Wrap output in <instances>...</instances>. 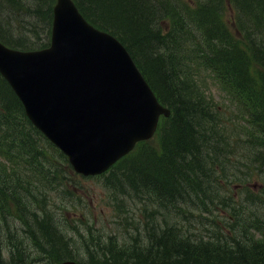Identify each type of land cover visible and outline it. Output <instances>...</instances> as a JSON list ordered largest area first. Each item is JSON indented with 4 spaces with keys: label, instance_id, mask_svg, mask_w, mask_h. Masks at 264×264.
Returning a JSON list of instances; mask_svg holds the SVG:
<instances>
[{
    "label": "trees",
    "instance_id": "1",
    "mask_svg": "<svg viewBox=\"0 0 264 264\" xmlns=\"http://www.w3.org/2000/svg\"><path fill=\"white\" fill-rule=\"evenodd\" d=\"M75 1L90 21L123 41L160 99L173 111L161 128V151L143 142L104 174L120 195L134 194L172 208L175 218L169 219L176 221L180 210H198L202 215L211 212L223 189L220 181L230 178L228 161L234 154L248 155L246 179L256 172L264 175V0ZM2 2L7 7L0 11L13 13L6 20L0 14L3 42L24 49L49 44L55 0H0V7ZM227 5L237 11L228 21ZM23 14L34 18L21 22L26 33L35 34L32 38L29 33H15ZM166 18L171 19L169 28L164 24ZM207 71L239 98V112L249 118L247 146L240 147L238 138L233 142L234 133L220 125L223 117L202 89ZM241 159L235 164L238 170ZM68 171L72 168L66 156L32 124L0 74V222L25 225L24 232L52 264L65 259L86 264L83 259L92 252L97 256L93 264H264V236L260 239L251 233V218L243 217V221L235 216L226 222L232 238L220 231L217 222V233L210 240L195 238L176 225L160 231L148 228L146 235L130 236L136 239L134 243L116 244L110 236L106 244H99L96 251L87 250L79 259L56 209L64 208L57 204L59 198L71 197ZM261 194L264 196V187ZM150 210H144L146 225L156 214ZM50 225L54 230L48 229ZM123 225L129 229V224ZM124 227L121 232H126ZM10 241L12 254L18 253L19 248L14 247L15 251L12 238ZM100 250L103 252L98 253ZM16 259L13 256L9 264L26 263L22 254Z\"/></svg>",
    "mask_w": 264,
    "mask_h": 264
},
{
    "label": "water",
    "instance_id": "2",
    "mask_svg": "<svg viewBox=\"0 0 264 264\" xmlns=\"http://www.w3.org/2000/svg\"><path fill=\"white\" fill-rule=\"evenodd\" d=\"M54 12L50 46L20 51L0 42V72L74 168L100 173L150 136L163 110L120 40L87 22L72 0H58Z\"/></svg>",
    "mask_w": 264,
    "mask_h": 264
},
{
    "label": "rangeland",
    "instance_id": "3",
    "mask_svg": "<svg viewBox=\"0 0 264 264\" xmlns=\"http://www.w3.org/2000/svg\"><path fill=\"white\" fill-rule=\"evenodd\" d=\"M249 3H252V1L250 0ZM4 7H7V4L2 2L0 8ZM0 14H2V20H5V17L8 18L7 15H12L13 13L7 12L4 14L0 11ZM232 15V9L227 7L225 20L228 21L231 19ZM22 19L27 22H32L31 20H34L33 17L28 16L27 14L20 16L14 27L17 35L20 33H26V30L22 28ZM12 21L15 22V18L12 19ZM170 22V18L165 19L164 24L166 28H169ZM27 32L30 34L29 38L34 37L35 34H32L29 31ZM209 76L210 74H207V78ZM206 87L207 96H215L214 100H210L212 101L214 109L219 111L221 113L220 115L223 117L221 124L232 126L234 128V133H240L237 134L240 135L237 138H244L245 134L239 129V127L243 128L246 125L245 120L242 117L232 120L228 119L232 117L230 112H232L233 109L236 110L229 101V95L221 90L217 81L213 79L207 81ZM243 142L244 141H240V144H244ZM242 156V153H236L230 158V161H228L230 164V178L221 181L223 189L220 192L219 202L212 204L211 212L206 213L208 214V218H210L209 220H207L198 210L187 212L188 217L182 212V216L178 217L177 220L182 224L190 225L191 222L196 223L197 217H202L204 220L208 221L205 228L210 232L213 231L214 227H217L215 222L221 224L222 230L225 231V226L228 225L226 222H230L229 220L232 219L235 214L234 207L237 208L238 217L242 216L243 211H240V209L244 206L257 211L261 218L264 217V208L262 207L264 206V196L261 194L263 180L258 172L254 173L250 179H246L248 176L244 175V171L248 166L242 165L243 172L236 170L235 164H239ZM68 176L70 177L69 186L73 189L71 193H69L71 197L59 198V200H57V204L62 205L64 208H58L55 205L54 207L59 210L58 215L62 218L66 233L71 235L70 240L73 244L71 246L73 251L78 254L77 257L79 259L84 258L87 250L96 251L95 249L99 244H106V239L110 237V235L112 236L110 239L116 243L128 244L135 242L136 239L133 240L130 236L134 235L135 232L140 234L136 228H138L139 231H142L137 225V223L142 224L144 222V218L141 217V214H143L141 210H150L154 206V202H150L146 198L134 201L135 196L130 193L129 196H124L125 194L120 195L112 186L110 187L106 185V182L104 181L105 177H83L80 174L75 173L73 170L68 171ZM245 186L249 188V191H246ZM247 194L248 197H246ZM224 201L229 202V205ZM135 211L137 214L134 216ZM161 216L162 215L158 216V221H162L161 223L164 224V219H162L163 216ZM169 217L172 219L175 218L171 213H169L168 218ZM125 221L130 222L129 225L127 224L129 229L124 227L123 224ZM51 226L52 225L48 227L49 230ZM122 227H124L126 232H121V230H123ZM9 228L11 231L7 232ZM25 228L26 226L19 222L12 221L7 223L6 221L1 220L0 236H2V238H0V258H8L9 252L12 250L10 247V238H12L13 249L16 246L18 247L21 245L22 248L25 247L26 250L30 251L28 255L31 256H28V260L26 259L25 264H52L48 258L42 255L41 249L33 244L34 242L31 241L28 235L24 231L23 233L20 232V229L24 230ZM89 229L95 231L96 237L101 236L99 235L101 233L104 234V236L99 237V240H95L87 234ZM192 230L197 231L195 229ZM118 232L122 234L120 237L118 236ZM1 244H3L2 247ZM14 250L16 251V248ZM26 250L23 249L21 254H25ZM36 254L42 256L41 261H39V259L35 262L31 261L33 255L35 256Z\"/></svg>",
    "mask_w": 264,
    "mask_h": 264
},
{
    "label": "bare ground",
    "instance_id": "4",
    "mask_svg": "<svg viewBox=\"0 0 264 264\" xmlns=\"http://www.w3.org/2000/svg\"><path fill=\"white\" fill-rule=\"evenodd\" d=\"M85 4V3H84ZM5 13V12H4ZM111 13V12H110ZM19 14V13H18ZM95 14V13H94ZM12 16V15H11ZM18 16H20V15H18ZM113 16V15H112ZM118 19V18H117ZM6 20V19H5ZM4 22V21H3ZM6 22V21H5ZM20 22V21H19ZM120 22V21H119ZM121 24V23H120ZM109 25V24H108ZM112 25V24H111ZM23 28V27H22ZM3 34V33H2ZM5 35V34H4ZM151 38V37H150ZM154 38V37H153ZM221 38V37H220ZM158 39V38H157ZM168 39V38H167ZM164 40H165V38H164ZM129 41V40H128ZM153 42V41H152ZM169 43V42H168ZM150 45H151V43H150ZM169 46V45H168ZM157 47V46H156ZM171 47V46H170ZM168 49V48H167ZM180 49V48H179ZM177 50V49H176ZM150 51V50H149ZM168 52V51H167ZM165 53V52H164ZM150 54V53H149ZM173 55V54H172ZM154 56V55H153ZM141 57V56H140ZM260 59V58H259ZM195 67H196V65H195ZM210 74V76L207 78V74L205 75V78H206V82L208 81V80H210V79H213L212 77H211V75L212 74H214V73H209ZM215 76V75H214ZM214 80V79H213ZM207 84V83H206ZM232 97L237 101V99H239L235 94H232ZM201 149V148H200ZM203 150V149H202ZM259 150V149H258ZM260 150H261V148H260ZM261 152V151H260ZM198 153V152H197ZM239 153H242L243 154V159H241V163H240V167H239V170L238 169H236L237 171H241V172H243L244 170H243V168H242V165H244V166H247L246 165V163H247V159H246V156H248L246 153H243V152H239ZM263 153V152H262ZM201 156V155H200ZM163 159V158H162ZM247 168H246V170L244 171V175L246 176V173H247ZM52 173V172H51ZM261 178H262V180L264 179V175L263 176H261ZM12 180V179H11ZM14 180V179H13ZM18 182V181H17ZM13 183V182H12ZM16 183V182H15ZM27 183V182H26ZM209 184V183H208ZM33 186V185H32ZM263 187H264V183H263ZM262 187V188H263ZM219 190V189H218ZM24 191V190H23ZM135 192V191H134ZM136 192H138V191H136ZM213 193V192H212ZM3 194V193H2ZM21 195V194H20ZM134 195V194H133ZM141 195V194H140ZM203 195V194H202ZM6 196V195H5ZM25 196V195H24ZM135 197H136V195H134ZM143 196V195H142ZM22 197V196H21ZM131 197H132V195H131ZM6 200V199H5ZM212 201V200H211ZM31 203V202H30ZM228 203V202H227ZM157 204V203H156ZM207 204V203H206ZM158 205H159V203H158ZM131 206V205H130ZM160 206V207H159ZM159 206H157V205H154L152 208H151V212L154 210V211H156V214L153 216V220L151 221V219H150V224L149 225H146L145 224V222H146V219H147V215H146V211H144V210H141V211H143L142 213L143 214H141V217H143L144 218V222L142 223V224H138L137 223V225L141 228V230L142 231H139V229L138 228H136L137 229V231L138 232H140V234L139 233H137V232H135V234H137V235H146V231L148 230V228H157L159 231L160 230H163L164 228H165V226H178V227H182V228H184V229H186V231H187V234H191L193 237H195V238H200V237H204L205 239H211L217 232H212V231H205V228H204V226L207 224V220H209L210 218H208V214H203V216H205V218L207 219V220H204L202 217H197L196 218V223L195 222H191V224L190 225H186V224H182L180 221H178V220H176V221H171L169 218H168V216H169V213H172L173 212V209L172 208H163L161 205H159ZM122 207V206H121ZM264 208V207H263ZM186 209V208H185ZM153 211V212H154ZM169 212V213H168ZM183 211L182 210H180L179 212L177 211V213H182ZM186 213H185V215L187 216V212L188 211H185ZM191 212V211H190ZM86 213V212H85ZM203 213V212H202ZM262 213V212H261ZM137 214V212L135 211V214H134V216ZM150 214V213H149ZM159 215H162L163 216V218L162 219H164V224H162L160 221H158V216ZM161 216V217H162ZM182 216V215H181ZM167 217V218H166ZM188 217V216H187ZM236 217V216H235ZM61 220V219H60ZM202 220H204V222H202ZM129 221H130V219H129ZM127 222V221H125L124 222V224H129L130 222ZM35 222V221H34ZM78 222V221H77ZM232 222V221H231ZM29 223V222H28ZM33 223V222H32ZM233 223V222H232ZM232 223H230V224H232ZM241 223V222H240ZM35 224H36V222H35ZM28 225H30V224H28ZM56 226L57 225H55V228H56ZM32 227V226H31ZM54 227L53 226H51L50 227V229H51V231H52V229H53ZM58 228V227H57ZM192 229H195V230H197V231H193ZM54 230V229H53ZM61 230V229H60ZM165 230V229H164ZM233 230V229H232ZM245 230V229H244ZM11 231V229L9 228L8 230H7V232H10ZM23 231L24 230H21L20 229V232L21 233H23ZM220 231H222V232H225L226 234H228V236L229 237H231L232 238V235H231V230L227 227V226H225V231H223L222 230V227H221V230ZM69 233V232H68ZM141 233H143V234H141ZM87 234L89 235L90 234V237H92L93 235H95V231H92L91 229H89L88 230V232H87ZM117 234V233H116ZM118 234H119V232H118ZM243 234H244V232H243ZM122 235V234H121ZM4 236V235H3ZM119 237H120V234L118 235ZM136 236V235H135ZM181 236V235H180ZM179 236V237H180ZM184 236V235H183ZM241 236H243V235H241ZM246 236H247V234H246ZM245 236V237H246ZM6 238V237H5ZM68 238H70L71 239V235L70 234H68ZM187 238V237H186ZM238 238V237H237ZM6 239H8V238H6ZM108 239V238H107ZM185 239V238H184ZM183 239V240H184ZM261 239V238H260ZM176 240V239H175ZM242 240V239H241ZM83 241V240H82ZM177 241V240H176ZM194 241V240H193ZM254 241V240H253ZM5 242V241H4ZM3 242V243H4ZM150 242V241H149ZM212 242H214V240L212 241ZM217 242V241H216ZM231 242V241H230ZM245 242H247L246 241V239H245ZM255 242V241H254ZM253 242V243H254ZM107 243V242H106ZM110 243V242H109ZM109 243L107 244V245H109ZM134 243V242H133ZM240 243V242H239ZM256 243V242H255ZM6 244V243H5ZM36 247H37V245L35 244V242L33 243ZM117 244V243H116ZM149 244V243H148ZM2 245L3 244H1V247H2ZM130 245V244H129ZM220 245V244H219ZM234 245V244H233ZM238 246H239V244H237ZM145 246V245H144ZM4 247V246H3ZM31 247V246H30ZM34 247V246H33ZM35 247V248H36ZM83 247V246H82ZM117 247V246H116ZM215 247V246H214ZM231 247H233L232 245H231ZM34 248V249H35ZM38 248V247H37ZM107 248V247H106ZM109 248V247H108ZM113 248V247H112ZM233 248H236V247H233ZM29 249V248H28ZM148 249V248H147ZM226 249H229V248H226ZM75 250V249H74ZM108 250V249H107ZM225 250V249H224ZM40 251V250H39ZM93 251V250H92ZM111 251H113V250H111ZM231 251V250H230ZM30 252V251H29ZM42 252V251H41ZM90 252V251H89ZM100 252H103V251H98V253H100ZM223 252V251H222ZM33 253V252H32ZM31 253V254H32ZM43 253V252H42ZM86 253V252H85ZM88 253V252H87ZM221 253V252H220ZM236 253V252H235ZM237 253H238V251H237ZM236 253V254H237ZM103 254V253H102ZM226 254V253H225ZM230 254V253H229ZM9 256V255H8ZM101 256H103V255H101ZM109 256V255H108ZM92 257V258H91ZM99 257V256H98ZM103 257H105V256H103ZM115 257V256H114ZM96 258H97V256H96V254H93V252H92V254H87L86 256H85V259H83V261L86 263V264H93V262L92 261H95L96 260ZM109 258V257H108ZM2 260H1V263L2 264H4V258H1ZM99 259V258H98ZM103 260H105V259H103ZM151 260H153V259H151Z\"/></svg>",
    "mask_w": 264,
    "mask_h": 264
},
{
    "label": "flooded vegetation",
    "instance_id": "5",
    "mask_svg": "<svg viewBox=\"0 0 264 264\" xmlns=\"http://www.w3.org/2000/svg\"><path fill=\"white\" fill-rule=\"evenodd\" d=\"M0 238H2V236H0ZM29 247H30V246H29ZM18 248H19L18 253L15 252V253H13V254H10V255L8 256L7 259H4V263H7V264L11 263L12 260H13V256H14V261L17 260L16 257H17L18 255L21 254V251H22L23 249L26 250V248H25V247L22 248L21 245L18 246ZM28 253H29V250H26L25 254L22 255L23 257L25 256V260H26V259L28 260V256H31V255H28ZM38 259H39V261H41L42 256L39 255V254H36L35 256L33 255V257L31 258V261L35 262V261L38 260Z\"/></svg>",
    "mask_w": 264,
    "mask_h": 264
}]
</instances>
